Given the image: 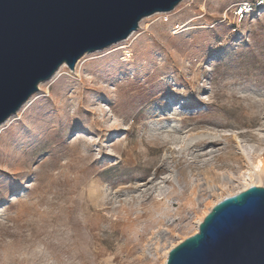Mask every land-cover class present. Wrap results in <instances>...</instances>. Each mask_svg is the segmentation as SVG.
I'll list each match as a JSON object with an SVG mask.
<instances>
[{
  "label": "rangeland",
  "instance_id": "374dc122",
  "mask_svg": "<svg viewBox=\"0 0 264 264\" xmlns=\"http://www.w3.org/2000/svg\"><path fill=\"white\" fill-rule=\"evenodd\" d=\"M251 1L183 0L38 91L0 132V264H163L198 232L210 180L244 171L234 136L264 148Z\"/></svg>",
  "mask_w": 264,
  "mask_h": 264
},
{
  "label": "water",
  "instance_id": "95a60500",
  "mask_svg": "<svg viewBox=\"0 0 264 264\" xmlns=\"http://www.w3.org/2000/svg\"><path fill=\"white\" fill-rule=\"evenodd\" d=\"M183 0H0V125L63 64L125 41ZM166 264H264V187L215 205Z\"/></svg>",
  "mask_w": 264,
  "mask_h": 264
},
{
  "label": "bare ground",
  "instance_id": "6f19581e",
  "mask_svg": "<svg viewBox=\"0 0 264 264\" xmlns=\"http://www.w3.org/2000/svg\"><path fill=\"white\" fill-rule=\"evenodd\" d=\"M156 15H162L161 13H158ZM145 20H142L140 22V26L144 23ZM136 33H133L128 39H126L123 42L118 43L115 46H119L122 44L127 43L130 41ZM112 46L109 49L115 47ZM118 48V47H117ZM129 57L131 56V51L128 49V47L123 48ZM91 54L86 53L83 55L79 61L76 64L74 72H72L69 67L66 64H63L59 67L57 72L47 81L42 82L39 84V90L40 92L46 88L50 83L55 81L61 74L66 71V69L69 70L70 73L74 74L77 78H80L78 73H79V67L81 63L86 60ZM127 57V56H126ZM39 93H35L31 98L21 107V109L17 112V114L13 115L10 117L5 123L0 125V132L3 128H5L9 123L15 118L19 117L22 111L29 106L32 101L36 98V96ZM220 136V135H219ZM217 134H209V135H200L197 138H206V139H211L213 140V143H217V140L219 138ZM234 140L236 142L237 146V151L239 152V157L242 160L244 164V171H239V172H232L228 171L226 173L221 174V180L220 184L216 185L210 180V182L207 184V190L211 197L213 198L211 203L204 208V211L201 216L196 217V222H195V231H198L200 224L203 222L204 218L208 215V213L212 210V208L217 205L220 201L225 199L226 197H230L233 195H236L242 191H245L249 189L250 187H264V148H259L258 150H255L254 147L250 144H246L245 146L240 143V140L237 136H234ZM214 170V169H213ZM220 177V176H219ZM218 177V178H219ZM174 181L178 184V179L174 178ZM193 188L190 192L194 198L198 199L199 198V192L195 187ZM195 188V189H194ZM191 196V197H192ZM193 198V197H192ZM178 244L171 245L167 249H163L164 252V262L163 264H166L168 254L170 250L175 247Z\"/></svg>",
  "mask_w": 264,
  "mask_h": 264
},
{
  "label": "built area",
  "instance_id": "2783aa9c",
  "mask_svg": "<svg viewBox=\"0 0 264 264\" xmlns=\"http://www.w3.org/2000/svg\"><path fill=\"white\" fill-rule=\"evenodd\" d=\"M259 3H264V0H252L251 3H244L243 5L239 6L237 15L242 18L245 14L251 12L253 6L258 5Z\"/></svg>",
  "mask_w": 264,
  "mask_h": 264
}]
</instances>
